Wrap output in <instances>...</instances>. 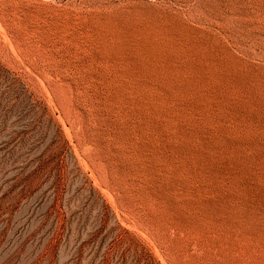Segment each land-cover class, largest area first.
<instances>
[{
	"label": "rangeland",
	"instance_id": "374dc122",
	"mask_svg": "<svg viewBox=\"0 0 264 264\" xmlns=\"http://www.w3.org/2000/svg\"><path fill=\"white\" fill-rule=\"evenodd\" d=\"M0 264H264V0H0Z\"/></svg>",
	"mask_w": 264,
	"mask_h": 264
}]
</instances>
